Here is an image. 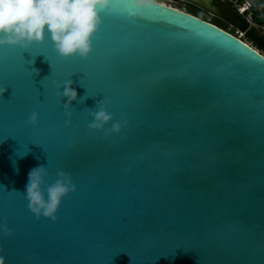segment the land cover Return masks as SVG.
Instances as JSON below:
<instances>
[{"label":"water","instance_id":"95a60500","mask_svg":"<svg viewBox=\"0 0 264 264\" xmlns=\"http://www.w3.org/2000/svg\"><path fill=\"white\" fill-rule=\"evenodd\" d=\"M151 4L133 19L113 0L87 60L46 39L23 53L29 73L0 48V264H264V56ZM69 79L87 96L70 110L55 86ZM102 100L119 134L89 130ZM41 166L45 188L61 171L75 186L54 222L23 195Z\"/></svg>","mask_w":264,"mask_h":264},{"label":"clouds","instance_id":"9594fccd","mask_svg":"<svg viewBox=\"0 0 264 264\" xmlns=\"http://www.w3.org/2000/svg\"><path fill=\"white\" fill-rule=\"evenodd\" d=\"M112 2L113 0H0V48L27 51L34 45L43 44L47 39L60 59L87 60L92 52L93 37L102 22L100 13L106 11ZM128 3L133 10V19L142 16L144 11L152 7L151 0H128ZM55 86L57 96L65 101L63 104L68 110L74 102L80 103L87 99L85 96L78 100L71 79ZM6 90L0 88V97L4 96ZM89 113L90 131H104L105 135L121 132V122L112 123L113 117L107 111L104 100ZM27 123L36 126L38 114L33 112ZM110 123L111 128L105 131ZM46 175L45 167L32 169L28 173L23 195L29 212L36 219L44 218L54 222L62 200L75 191V186L71 176L61 171L57 173L55 182L45 188ZM0 231L6 229L0 226Z\"/></svg>","mask_w":264,"mask_h":264},{"label":"trees","instance_id":"16d2710c","mask_svg":"<svg viewBox=\"0 0 264 264\" xmlns=\"http://www.w3.org/2000/svg\"><path fill=\"white\" fill-rule=\"evenodd\" d=\"M234 1H236L239 5L248 2L250 8L249 11H247L243 16H240L238 15L237 11L233 8V6L229 4L238 19V24H232L233 31L243 33L246 36V39L252 42L254 47L258 51H260L261 54L264 56V34L261 35L259 30L254 29L246 21V16L250 14L252 23L255 24L258 28L264 29V0H234ZM188 12L201 18V20L207 22L204 13L198 12L193 9L189 10ZM208 23L236 37L233 31L232 32L227 31L228 28L227 24H225L223 21L218 19H212Z\"/></svg>","mask_w":264,"mask_h":264},{"label":"flooded vegetation","instance_id":"af4514ba","mask_svg":"<svg viewBox=\"0 0 264 264\" xmlns=\"http://www.w3.org/2000/svg\"><path fill=\"white\" fill-rule=\"evenodd\" d=\"M184 2H186L190 9H193V10H196L198 12H202L204 14L206 13H209V14H212L213 16V19H218V20H221L223 22H229L231 24H238V19L234 13V11L232 10L231 6L228 4L227 1L225 0H213V6L215 7V11H210V10H207L205 9L204 7L194 3V2H191V1H188V0H183ZM185 13H188L196 18H199L193 14H191L190 12H185ZM201 19V18H199ZM209 22V21H207Z\"/></svg>","mask_w":264,"mask_h":264},{"label":"rangeland","instance_id":"374dc122","mask_svg":"<svg viewBox=\"0 0 264 264\" xmlns=\"http://www.w3.org/2000/svg\"><path fill=\"white\" fill-rule=\"evenodd\" d=\"M153 1H155V2H157V3H160V4H164V5H166V6H171L172 8H175V9H178V10H180V11H182V12H188L189 11V9H190V7H189V5L186 3V2H184L183 0H153ZM225 1H227V0H225ZM248 19H251V16H250V14H248L247 16H246ZM205 18H206V21H210V20H212L213 19V16H212V14H209V13H206L205 14ZM225 24H227V31H233V28H232V24L231 23H229V22H224ZM254 29H257V30H259L260 31V34L261 35H263L264 34V29H261V28H258L255 24H253V25H251ZM233 33H234V35L239 39L240 38V40L242 41V42H244V43H246L247 45H249L250 47H252V48H254L255 50H257L255 47H254V45H253V43L252 42H250V41H248L247 39H246V36L243 34V33H239V32H236V31H233ZM260 52V51H259ZM261 53V52H260Z\"/></svg>","mask_w":264,"mask_h":264},{"label":"built area","instance_id":"2783aa9c","mask_svg":"<svg viewBox=\"0 0 264 264\" xmlns=\"http://www.w3.org/2000/svg\"><path fill=\"white\" fill-rule=\"evenodd\" d=\"M228 4L232 5L233 8L237 11L238 15L243 16L247 11H249L250 5L248 2H245L242 5H239L236 1L234 0H227ZM247 23L251 26L253 25L252 20L248 19L246 17ZM240 39V38H239Z\"/></svg>","mask_w":264,"mask_h":264},{"label":"snow or ice","instance_id":"6c2138e0","mask_svg":"<svg viewBox=\"0 0 264 264\" xmlns=\"http://www.w3.org/2000/svg\"><path fill=\"white\" fill-rule=\"evenodd\" d=\"M28 51V50H27ZM25 51H21V58L23 59V61L25 62L24 63V67L27 69V71L29 72V73H31L32 71H30L29 70V68H28V65H30V64H32L33 62H34V59L32 58L31 60H25V58H24V55H23V53H24ZM52 72H53V68H52ZM76 73H83V72H73L72 74H71V76L73 75V74H76ZM84 74V73H83ZM51 75H52V73H51ZM84 77H85V74H84ZM57 83V82H56ZM7 89V88H6ZM0 98H2V99H4L3 97H0Z\"/></svg>","mask_w":264,"mask_h":264},{"label":"bare ground","instance_id":"6f19581e","mask_svg":"<svg viewBox=\"0 0 264 264\" xmlns=\"http://www.w3.org/2000/svg\"><path fill=\"white\" fill-rule=\"evenodd\" d=\"M162 5H164V4H162ZM166 6V5H165ZM168 7H171V6H168Z\"/></svg>","mask_w":264,"mask_h":264}]
</instances>
